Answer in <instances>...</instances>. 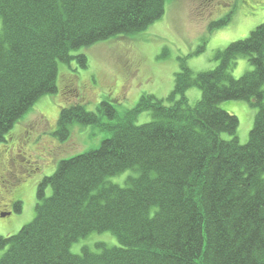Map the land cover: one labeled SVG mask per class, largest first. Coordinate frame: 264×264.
Wrapping results in <instances>:
<instances>
[{
    "label": "trees",
    "instance_id": "16d2710c",
    "mask_svg": "<svg viewBox=\"0 0 264 264\" xmlns=\"http://www.w3.org/2000/svg\"><path fill=\"white\" fill-rule=\"evenodd\" d=\"M166 1L0 0V144L41 97L57 93L59 64L86 69V56L72 52L136 37L163 16ZM239 57L252 70L234 79ZM215 60L199 73L181 61L167 97L142 96L123 115L108 101L95 112L62 108L60 141L73 125L109 137L38 183L33 220L0 236V264H264V23ZM193 88L201 97L190 105ZM227 101L256 110L243 145L237 117L219 107ZM145 112L150 122L135 125ZM123 173V186L108 181ZM106 232L116 246L71 253L79 239Z\"/></svg>",
    "mask_w": 264,
    "mask_h": 264
},
{
    "label": "rangeland",
    "instance_id": "374dc122",
    "mask_svg": "<svg viewBox=\"0 0 264 264\" xmlns=\"http://www.w3.org/2000/svg\"><path fill=\"white\" fill-rule=\"evenodd\" d=\"M231 11L227 25L209 30L210 23ZM263 23L264 0H168L163 16L136 37L72 52L73 56H86V69L79 68L75 61L59 64L57 93L41 97L0 144V236L14 235L33 220L37 185L55 171L59 161L94 150L109 137V133L97 128L73 125L68 138L60 141L54 132L62 108L79 104L95 112L102 101H108L123 115L142 96L164 99L173 90L181 61L194 73L213 70L218 65V51L248 38ZM251 70L247 59L239 57L231 75L239 79ZM186 97L190 105H195L201 93L196 88L189 89ZM219 107L237 117L236 136L241 145L245 144L256 110L243 101H227ZM150 120L145 112L134 124ZM221 138L232 137L222 134ZM127 174L108 181L123 186ZM18 201L21 212L15 213L13 204ZM2 205L8 211L4 212ZM98 243L112 247L117 240L107 232L94 233L72 244L70 251L76 255L84 248L94 251Z\"/></svg>",
    "mask_w": 264,
    "mask_h": 264
},
{
    "label": "bare ground",
    "instance_id": "6f19581e",
    "mask_svg": "<svg viewBox=\"0 0 264 264\" xmlns=\"http://www.w3.org/2000/svg\"><path fill=\"white\" fill-rule=\"evenodd\" d=\"M138 67V66H137Z\"/></svg>",
    "mask_w": 264,
    "mask_h": 264
},
{
    "label": "flooded vegetation",
    "instance_id": "af4514ba",
    "mask_svg": "<svg viewBox=\"0 0 264 264\" xmlns=\"http://www.w3.org/2000/svg\"><path fill=\"white\" fill-rule=\"evenodd\" d=\"M8 210V209H7Z\"/></svg>",
    "mask_w": 264,
    "mask_h": 264
},
{
    "label": "water",
    "instance_id": "95a60500",
    "mask_svg": "<svg viewBox=\"0 0 264 264\" xmlns=\"http://www.w3.org/2000/svg\"><path fill=\"white\" fill-rule=\"evenodd\" d=\"M9 215V214H8Z\"/></svg>",
    "mask_w": 264,
    "mask_h": 264
}]
</instances>
